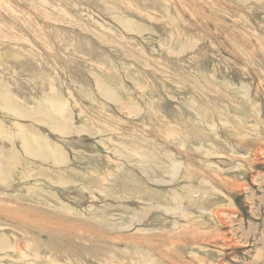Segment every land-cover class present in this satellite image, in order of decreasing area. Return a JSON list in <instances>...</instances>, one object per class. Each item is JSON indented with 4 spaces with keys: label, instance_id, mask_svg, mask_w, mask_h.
Segmentation results:
<instances>
[{
    "label": "rangeland",
    "instance_id": "rangeland-1",
    "mask_svg": "<svg viewBox=\"0 0 264 264\" xmlns=\"http://www.w3.org/2000/svg\"><path fill=\"white\" fill-rule=\"evenodd\" d=\"M0 131V264H264V0H0Z\"/></svg>",
    "mask_w": 264,
    "mask_h": 264
},
{
    "label": "bare ground",
    "instance_id": "bare-ground-1",
    "mask_svg": "<svg viewBox=\"0 0 264 264\" xmlns=\"http://www.w3.org/2000/svg\"><path fill=\"white\" fill-rule=\"evenodd\" d=\"M130 25H132L131 24V22H128L127 23V26L128 27H130ZM133 28V27H132ZM96 74V73H95ZM208 75V74H207ZM99 79V78H98ZM100 81V79L98 80V82ZM97 82V83H98ZM108 82H110V81H108ZM102 83H103V81H102ZM98 85H99V83H98ZM102 85V84H101ZM100 89V88H99ZM101 89H103V91H104V93L105 94H107V95H109V96H111L112 95V91H113V89H109V87H105V86H101ZM204 89V88H203ZM103 91H101L102 93H103ZM100 93V92H99ZM103 93V94H104ZM113 93H115L114 95H117V98H118V94H116V92H113ZM108 96V97H109ZM54 97V96H53ZM107 97V98H108ZM111 97H113V96H111ZM110 97V98H111ZM116 97V96H115ZM56 98V97H55ZM50 99H52V98H50ZM1 103L3 102V107L5 106V108H6V106L8 107H12L13 109L12 110H10V112L11 111H13L15 114H21L20 112H21V109H20V106L18 105H16L15 106V104H13V101H11L10 99H9V97H7V96H4V97H2L1 96ZM49 100V99H48ZM56 100H58V101H56ZM59 100H61L60 98L59 99H55V101H54V99H52L51 101H49L48 102V104H49V106H51V109H50V107H48V109H47V107H46V109L47 110H49V113H50V111H56L55 109H57L58 110V117L60 116V121H59V119H58V121L59 122H57L58 123V126L57 127H55V129H57V131H61V132H67V129H66V127H68V126H66V121H68L69 120V113H68V120L64 117V114H63V112L65 111L64 109V105H63V103L62 102H64L63 100H62V102L61 101H59ZM66 102V101H65ZM64 102V103H65ZM45 103H47V102H45ZM67 103V102H66ZM232 103V102H231ZM68 104V103H67ZM67 106V105H66ZM7 108V109H10V108ZM38 107V106H37ZM40 107V106H39ZM24 108V107H23ZM34 108V107H33ZM66 108H68V107H66ZM40 109H42V107L40 108ZM39 109V110H40ZM45 109V110H46ZM69 109V108H68ZM44 110V109H43ZM42 110V111H43ZM26 111V110H25ZM67 112H68V110H66ZM65 111V112H66ZM37 112H38V110H37ZM26 113H27V111H26ZM30 113V112H29ZM44 113H45V111L43 112V115H44ZM46 113H47V111H46ZM195 113V112H194ZM24 114V113H23ZM56 114H57V112H56ZM28 115V114H27ZM47 115V114H46ZM21 116H23V115H21ZM26 116V115H25ZM34 116V115H33ZM32 116V117H33ZM49 116V115H48ZM57 116V115H56ZM70 116H71V114H70ZM200 116V115H199ZM43 117V116H42ZM51 117V116H50ZM53 117V116H52ZM57 117V118H58ZM41 118V117H40ZM47 118V117H46ZM57 118H54V119H57ZM203 118V117H202ZM34 119V118H33ZM50 119V118H49ZM49 119H47V120H49ZM36 120V119H35ZM38 120V119H37ZM42 120V119H41ZM41 122V121H40ZM51 122V121H50ZM57 123H55V124H57ZM54 124V125H55ZM67 124H68V122H67ZM3 126V125H2ZM15 126H16V128H17V132H16V135L20 138V143H21V145L23 146V150L22 151H24V152H26L27 154H30V155H37V156H39V157H41L40 159H42V158H44V159H50V160H52L53 162H55V163H57V164H63V163H65V156H64V154H63V152H62V150H60L57 146H55V145H53V144H51L50 142H49V140H47V139H45V137L43 138V137H41V136H39V134H40V132H39V134H38V136H36L37 134H35V133H37V130H35L36 132L35 133H33L32 131L30 132V131H27V130H24V128H23V126H21V125H19V124H15ZM49 126V125H48ZM70 126V125H69ZM110 126V125H109ZM26 127V126H25ZM29 127V126H28ZM31 127V126H30ZM3 128V127H2ZM6 128V127H5ZM8 128V127H7ZM32 128V127H31ZM208 128V127H207ZM15 129V128H14ZM26 129H27V127H26ZM83 129V128H82ZM2 130H4V129H2ZM31 130V129H30ZM52 130V129H51ZM70 130V129H69ZM91 130V129H90ZM8 131V130H7ZM2 131H0V133H1ZM2 134V136H3V134H5V132H2L1 133ZM0 134V135H1ZM9 134H11V133H9ZM6 135V134H5ZM14 135V134H13ZM41 135V134H40ZM142 135V134H141ZM43 136V135H42ZM126 136V135H125ZM4 137V136H3ZM6 137V136H5ZM8 137V136H7ZM14 138H16V136L14 137ZM18 138V139H19ZM7 139H9V138H7ZM13 139V138H12ZM102 141V140H101ZM209 143V142H208ZM151 144V143H150ZM14 145V144H13ZM56 145H58L57 143H56ZM122 145V144H121ZM58 146H60V145H58ZM14 147V146H13ZM12 147V145H11V149L13 148ZM193 147H195V146H193ZM133 150V149H132ZM126 151V150H125ZM9 152V151H8ZM17 152V151H16ZM65 152V151H64ZM9 153H11V151L9 152ZM18 153V152H17ZM128 153V152H127ZM19 154V153H18ZM6 155H7V153H6ZM25 155V154H24ZM66 155V154H65ZM127 155V154H126ZM2 156H3V153H2ZM5 156V155H4ZM13 156V155H12ZM14 156H15V154H14ZM27 156V155H26ZM25 157V156H24ZM123 157H125V156H123ZM156 154L155 153H153V152H147L146 154H145V158L146 159H150L152 162H155L157 159H156ZM1 158V157H0ZM31 158V157H30ZM37 158V157H36ZM3 159V158H2ZM5 159V158H4ZM68 159V158H67ZM11 160L12 161H14L15 160V157H12L11 158ZM18 160V159H17ZM23 160V159H22ZM25 160H26V158H25ZM7 161V160H6ZM19 161V160H18ZM1 163V162H0ZM5 163H7V162H5ZM11 163V162H10ZM19 163V162H18ZM143 163V162H142ZM171 163V162H170ZM173 163V162H172ZM13 164V163H12ZM163 164H164V162H163ZM176 164H178V163H176ZM175 164V165H176ZM1 165V164H0ZM4 164H2L1 166H3ZM8 165H9V163H8ZM16 165V164H15ZM166 165V164H165ZM14 166V165H13ZM161 166V165H160ZM179 166V165H178ZM48 167V166H47ZM2 169L1 170H3V168L4 167H1ZM14 168V167H13ZM12 168V169H13ZM141 168H143V167H141ZM170 168V167H169ZM172 168H174V167H172ZM171 168V169H172ZM176 168V167H175ZM10 169V166L8 167V168H6V171H3V172H1V170H0V179H2V181H3V178H4V176L6 177V172H8V170ZM162 169V168H161ZM178 169V168H177ZM5 170V169H4ZM89 171V170H88ZM12 172V171H11ZM143 172V171H142ZM147 172V171H146ZM9 173V172H8ZM90 173V172H89ZM145 173V172H144ZM6 174V175H5ZM26 174H27V172H26ZM164 174V173H163ZM10 175H12V174H10ZM54 176V175H53ZM174 176H176V174L174 175ZM10 177V176H9ZM46 177V176H45ZM48 177V176H47ZM56 177V176H55ZM58 177H60V176H58ZM7 178V177H6ZM36 178V177H35ZM63 178V177H62ZM171 178V177H170ZM169 178V179H170ZM5 179V178H4ZM161 179H163V178H161ZM160 179V180H161ZM70 180V179H69ZM153 180V179H152ZM172 180V179H171ZM55 181H57V180H55ZM68 181V180H67ZM101 181V180H100ZM140 181V180H139ZM154 181V180H153ZM130 182V181H129ZM2 183V182H1ZM68 183V182H67ZM3 184V183H2ZM64 184V183H63ZM143 184V183H142ZM142 186V185H141ZM32 188V187H31ZM33 189V188H32ZM174 192H175V189L173 190ZM55 192V191H54ZM48 193V192H47ZM171 193H172V191H171ZM170 193V194H171ZM178 193V192H177ZM106 196V195H105ZM171 196H172V194H171ZM178 196H179V194H178ZM178 196L175 198V196H174V198L175 199H177L178 198ZM181 196V195H180ZM172 198V197H171ZM181 198V197H180ZM180 198H178L179 199V201H180ZM177 199V200H178ZM27 202V201H26ZM163 202V201H162ZM171 202H173V201H171ZM181 202V201H180ZM179 202V203H180ZM156 203V202H155ZM174 203V202H173ZM176 204L178 203L177 201L175 202ZM178 203V204H179ZM178 204H177V206H178ZM153 205V204H152ZM156 204H154V206H155ZM161 205V204H160ZM170 205V204H169ZM175 205V204H174ZM174 205H172V207L174 206ZM61 206V205H60ZM65 206V205H64ZM149 206V205H148ZM151 206V205H150ZM165 206H166V204H165ZM171 206V205H170ZM176 206V207H177ZM179 206H180V204H179ZM153 207V206H152ZM66 208V207H65ZM144 208V207H143ZM179 208V207H178ZM68 209V208H67ZM164 209V208H163ZM166 209V208H165ZM168 209V208H167ZM173 209V208H172ZM174 209H175V207H174ZM181 209V208H180ZM179 209V210H180ZM64 210V209H63ZM171 210V209H170ZM177 210V209H176ZM68 211V210H67ZM66 211V212H67ZM144 211V210H143ZM175 211V210H174ZM136 213V212H135ZM134 215V214H133ZM144 216H145V214H144ZM99 220L101 219L102 221H104V222H108V219H106V215L105 214H102V215H100V216H98L97 217ZM140 219V218H139ZM137 220V219H136ZM132 221V220H131ZM138 221V220H137ZM130 222V221H129ZM120 226V225H119ZM121 227V226H120ZM164 227V226H163ZM18 230V229H17ZM4 237V236H3ZM7 239H9V238H7ZM115 239V238H114ZM1 240V242L3 243L4 241H3V239L1 238L0 239ZM9 241V240H8ZM28 244V243H27ZM7 245V244H6ZM2 246H5V245H3L2 244ZM0 248H1V246H0ZM4 248V247H3ZM5 249V248H4ZM8 249V248H7ZM3 250V249H2ZM6 253V252H5ZM27 255V254H26ZM150 255V254H149ZM19 256V255H18ZM7 257V256H6ZM29 260V259H28ZM98 260V259H97ZM77 261V260H76ZM28 262V261H27ZM23 264V263H22Z\"/></svg>",
    "mask_w": 264,
    "mask_h": 264
}]
</instances>
